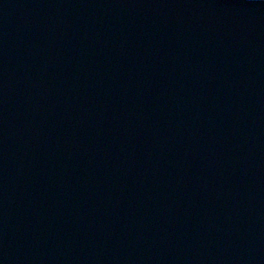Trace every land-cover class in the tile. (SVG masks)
I'll use <instances>...</instances> for the list:
<instances>
[{
    "label": "water",
    "instance_id": "obj_1",
    "mask_svg": "<svg viewBox=\"0 0 264 264\" xmlns=\"http://www.w3.org/2000/svg\"><path fill=\"white\" fill-rule=\"evenodd\" d=\"M0 264H264V0H0Z\"/></svg>",
    "mask_w": 264,
    "mask_h": 264
}]
</instances>
